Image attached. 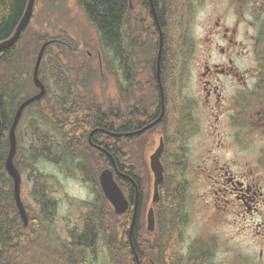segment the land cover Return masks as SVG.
<instances>
[{
    "label": "flooded vegetation",
    "instance_id": "flooded-vegetation-1",
    "mask_svg": "<svg viewBox=\"0 0 264 264\" xmlns=\"http://www.w3.org/2000/svg\"><path fill=\"white\" fill-rule=\"evenodd\" d=\"M125 2L136 13L131 23L136 20V26H143L137 30L146 31L142 38L157 45L156 56L151 64L148 56L140 89L135 99L128 100L127 56L133 49L127 47L133 31L126 25L130 16L124 15V60L112 51L106 53L107 68L119 83L118 100L112 102L94 92L96 67L89 52L75 55L74 65L64 68L67 76L61 77L62 87L57 88L58 166L70 178L80 171L82 184L90 182L87 176L98 177L105 167L128 180V138H135L148 154L162 138L163 155L174 157L170 175L189 182L187 155L199 147L202 164H197L195 178L203 181V264H264V0ZM183 10L192 18L186 21ZM75 41L76 50L80 49L78 38ZM58 42L67 45L64 38ZM15 45L3 47L0 56ZM25 47L19 43L13 51L10 75L27 74ZM147 55L142 49L141 61ZM97 57L100 61L99 50ZM80 74L81 85L74 83ZM13 84L7 94L15 112L21 100ZM0 94L6 96L5 90L0 89ZM51 99L49 94L46 116ZM134 236L142 240L140 230ZM134 236L128 233L130 244ZM240 237L252 254L239 257Z\"/></svg>",
    "mask_w": 264,
    "mask_h": 264
},
{
    "label": "trees",
    "instance_id": "trees-1",
    "mask_svg": "<svg viewBox=\"0 0 264 264\" xmlns=\"http://www.w3.org/2000/svg\"><path fill=\"white\" fill-rule=\"evenodd\" d=\"M26 1L0 0V41L8 37L12 27L19 21ZM77 5L84 12L87 21L95 28L100 47L105 55L107 51H112L116 53L117 58L123 57L121 31L124 22L122 20L124 15L130 16V21L126 25L132 31L131 18L134 7H127L125 0H77ZM124 9H126V13ZM49 37L51 36L43 35L41 41L60 37V35ZM64 38L67 45H60L57 41H53L47 46L39 69V77L47 88L45 99L34 102L27 108L29 111L26 114L29 119L27 126L36 129L37 136L35 138L30 136L27 148L21 150L19 146L14 157L16 167L19 170L28 171V177L33 185L32 195L37 204V210L26 206L29 217L26 226L20 219L12 195V182L4 168L8 149L7 132L14 115V106L7 92L15 83L13 85L16 86L19 102L25 96L33 93L34 90L29 72L25 76L9 74L8 68L11 67V62L16 56L13 51L18 48V43L0 56V68L4 70L3 73H0V89L5 90L7 96L0 94V264H25L20 256L30 251H40L41 253L43 251L47 256L45 260L41 259L37 264H98V256L103 249L109 256L110 264H136L134 252L127 237L132 206L122 214H115L100 192H97L96 201L82 218L83 225L79 226L77 223L73 226V231H68L71 234V240L68 241L63 238L61 242H54V239L50 238L51 230L54 228L53 224L58 217V201L52 196L49 189L50 175L42 171L37 165L42 159L57 163L56 137L49 131L47 133L41 132L43 125L40 123L46 125L51 123L53 128L56 127L54 118L57 110L56 104L59 100L56 97L57 88L62 87L63 80L61 77L67 76V71L64 68L68 67L64 64L61 65V62L64 60L68 62L70 58H74L73 41L68 34H64ZM128 39L131 40L132 38L129 37ZM129 46L130 44H128ZM52 48L55 50L54 55L50 54ZM143 50L144 52L148 51V64H151L156 56L157 45L152 43L148 50ZM16 51L17 49L14 52ZM133 52L134 49L132 52L128 50L127 56L128 100L134 99L135 82L133 78L131 79V74L134 75L131 67ZM165 52L166 50L162 51V58ZM61 53L63 54L62 58L57 55ZM80 78L81 74L79 81L74 83L81 85ZM49 94L52 95V99L48 106L47 117L44 114V104ZM61 101H65V99ZM128 139L126 174L130 178L128 180L121 178L124 182L122 191L125 195L130 194L132 201L134 186H137L138 210L132 236L141 229L143 236H146L145 240L142 237L139 242L135 240V236L133 237V246L139 264H203L202 241L193 244L187 253H183L178 248V240L175 238L176 233L174 234V231L180 226L184 217L182 208L187 206L189 182L178 174H175V179H173L165 155L162 159L165 166V180L159 187V200L154 205L158 227L153 233L146 232L144 217L151 193V173L146 159L144 157L142 159L137 153L138 148L133 141L134 138L129 137ZM176 165L183 168L180 163ZM85 168L86 166H83V169ZM140 169H144V177H140ZM88 177H90L88 178L89 181H96L95 176ZM144 182L147 187L144 186ZM145 189L146 196L145 193L143 195ZM72 252H75V257H73ZM66 254L69 256L64 257V261H61ZM27 264L30 263L27 262Z\"/></svg>",
    "mask_w": 264,
    "mask_h": 264
},
{
    "label": "rangeland",
    "instance_id": "rangeland-1",
    "mask_svg": "<svg viewBox=\"0 0 264 264\" xmlns=\"http://www.w3.org/2000/svg\"><path fill=\"white\" fill-rule=\"evenodd\" d=\"M182 13L183 15H186V21L192 18V14H188L187 17L188 12L185 10H183ZM133 17H136V13H133ZM132 26L133 33L128 34V38L130 37L132 39H128V44H130L129 47L131 49H134L132 61H138L133 66L131 65L135 81V99V96L140 89V79L142 76L144 77V63L146 64V60L149 56L147 55L145 60L141 61L143 57L139 56V54L142 49L148 48L149 44H147V40L145 38H142L144 37L143 33L146 31L139 32L137 30H141V27L143 28V26H140L139 24L136 26V20ZM144 28L146 29V25ZM26 30L25 36H28V41H32L33 37H39L41 35H48L51 37L60 35V37H64V34H68L70 37L78 38L79 44L81 43L80 49L83 53L85 51L89 52V56L93 58L92 62L96 67V77L93 80L94 92L97 93V96H104L112 102H116L118 100L119 96L117 93L119 83L115 82L113 75L107 68V64L104 66L102 65V58L100 57L99 61V58L96 56L99 49V44L97 43V32L87 21L83 11L77 6V0H36L33 15L31 16V20ZM34 40H36V38ZM129 47H127V49H129ZM50 54H55V50H53V48L50 50ZM98 69L103 72V75ZM24 125H26V121L23 122L19 130L21 148L24 145H27L28 140L30 139L27 132L33 131L34 135H37L38 133L36 129H30ZM197 148L198 151L192 149L189 156L187 155L188 169L186 176H188L189 180L187 206L182 208L184 213L183 220H181L180 226L176 229V231H174V234L176 233L175 238L178 240V248L183 253H187L193 244H198L200 241L203 242V181L199 178H195L197 174V164L202 163L199 159L200 148ZM128 150L129 148L126 151L127 155L125 154L126 159L128 156ZM139 156L141 157V154ZM173 158L174 157L170 156L169 158L167 157L170 166V160ZM39 167L50 175L48 180L49 189L58 201V217L53 224L54 228L51 230L50 238L54 239V242H61L63 238L69 241L72 238L68 231L74 230V227L70 223H77L81 216V212L88 210L86 202L94 198L95 192L90 184H82V180L84 181V179L82 178L83 176L80 171H76L75 178H70L65 175V171H62L59 166L54 164H39ZM140 170V177H144V169ZM28 178V172L25 170L22 175V198L26 205L34 208V210H37V204L35 203L34 196L32 195L33 185L32 182L28 181ZM144 186L147 187L145 182ZM144 193L146 196V189L143 190V195ZM208 224L211 225L210 223ZM243 239V237H240L241 242L239 257L247 255L248 253H253V251L250 252L247 248H245L246 242ZM46 257L47 256L43 251L42 253L40 251H30L21 255L20 259L25 264H27V262L30 264H37L39 260H45ZM97 262L98 264H110L109 256L105 249L99 253Z\"/></svg>",
    "mask_w": 264,
    "mask_h": 264
},
{
    "label": "water",
    "instance_id": "water-1",
    "mask_svg": "<svg viewBox=\"0 0 264 264\" xmlns=\"http://www.w3.org/2000/svg\"><path fill=\"white\" fill-rule=\"evenodd\" d=\"M35 0H28L26 9L24 11V14L22 18L20 19L19 23L17 24L14 33L7 38L6 40L0 42V48L6 45H10L13 43L17 37L19 36L24 24L27 22L31 10L33 8ZM51 41L44 42L38 52L36 63L33 71V82L36 87L39 88V92L32 97L26 99L23 103H21L17 109V112L15 114V117L13 119L12 125L9 129V152L5 161V167L12 177L14 181V199L16 206L18 208L19 214L21 216V219L23 220L24 225L27 224V214L24 208V205L20 198V174L17 171L15 165L13 164V157L16 152V137H15V127L17 125L18 119L20 117L22 109L29 103H31L34 100H39L45 93V87L40 81V79L37 76L38 67L44 52L45 47L50 43ZM160 52H161V43L159 45V51L157 56V76L159 75V59H160ZM1 124V121H0ZM163 151V141L160 140L158 146L156 149L151 153L149 156V168L152 173V194L150 198V206L147 209L146 212V229L147 231H153L155 228V218H154V210H153V204L156 203L159 199V186L164 180V167L161 162V155ZM99 182L101 189L107 198V200L111 203L112 207L114 208L115 213H122L124 212L129 205L128 199L124 196L122 193L119 185L116 183V181L113 178V173L109 169H104L99 174ZM137 193L135 194V201L133 203V212H132V220H131V229L134 225V221L136 218V212H137Z\"/></svg>",
    "mask_w": 264,
    "mask_h": 264
},
{
    "label": "bare ground",
    "instance_id": "bare-ground-1",
    "mask_svg": "<svg viewBox=\"0 0 264 264\" xmlns=\"http://www.w3.org/2000/svg\"><path fill=\"white\" fill-rule=\"evenodd\" d=\"M24 14V11L22 12V15ZM0 118H1V116H0ZM137 262H139V260L137 261Z\"/></svg>",
    "mask_w": 264,
    "mask_h": 264
}]
</instances>
